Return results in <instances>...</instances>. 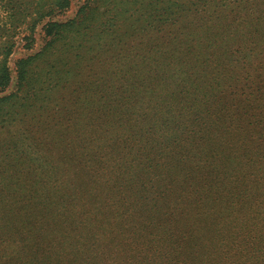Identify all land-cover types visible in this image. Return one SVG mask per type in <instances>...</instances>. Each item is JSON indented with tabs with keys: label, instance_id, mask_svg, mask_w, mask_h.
Returning <instances> with one entry per match:
<instances>
[{
	"label": "rangeland",
	"instance_id": "obj_1",
	"mask_svg": "<svg viewBox=\"0 0 264 264\" xmlns=\"http://www.w3.org/2000/svg\"><path fill=\"white\" fill-rule=\"evenodd\" d=\"M247 7L246 2L240 5L229 21V40L223 38L224 32L210 30L211 38L206 37L204 43L212 47L206 57L190 58L197 60L193 77L190 72L185 74L181 92H197L181 111H176L177 101L172 100L158 126L163 139L146 136L147 144H139L143 139L136 134L145 129L142 125L131 128L129 114L122 118L128 127L127 142L119 139L128 152L120 146L115 147V154H104L107 146L97 152L99 145L113 144L110 135L109 141L95 139L85 148L79 138L86 132L79 128L80 132L69 135L66 131L70 96L82 101L88 81L112 80L103 70L110 63L108 57L118 60L121 56L111 51L97 55L84 49L82 62L73 69L76 77L67 87L48 92L43 108L23 111L26 116H21L19 104H6L2 114L12 117L5 128L0 125V264H166L163 256L179 252L162 242L171 234L185 235L192 249L177 264H199L210 261L203 249L209 244L205 234L210 222L212 232L214 225L219 227L216 244L226 243L224 249L231 250L227 263L222 264H258L259 235H264V157L258 153L264 150L260 148L264 134H258V120L264 122V6L258 0L254 8ZM41 45L40 40L31 51L20 45L11 55L14 81L10 90L15 85L16 61ZM136 51L127 50L128 57ZM88 57L106 58L99 64ZM226 90L230 96L221 98ZM236 97L239 101L235 103ZM89 100L95 106L100 96ZM177 114L183 118L177 119ZM172 152L177 153V162L191 156L199 166L177 170L172 176L162 197L173 205H162L164 212L158 216L152 203L158 184L140 178L145 175L141 163ZM218 165H225L220 168L225 174ZM204 172L210 173V200L203 194L195 202V191L199 194V186H207ZM229 174L242 179L237 190L234 183L227 185ZM73 198L82 204V222L68 214L56 220L53 207H66ZM71 221L77 227L72 229ZM56 228L67 236L55 239L52 232ZM241 237L243 250L239 249Z\"/></svg>",
	"mask_w": 264,
	"mask_h": 264
},
{
	"label": "trees",
	"instance_id": "obj_2",
	"mask_svg": "<svg viewBox=\"0 0 264 264\" xmlns=\"http://www.w3.org/2000/svg\"><path fill=\"white\" fill-rule=\"evenodd\" d=\"M260 1L264 6V0ZM244 2L251 8L258 5V0H0L1 127L5 128L12 117V114H2L7 108L6 104L13 103L16 107L19 104L22 111L18 114L26 116L22 115L23 111L44 107L48 92L70 85L72 78L76 77L73 69L82 62L84 49H88L97 55L111 51L121 57L118 60L116 57H108L110 63L103 73L113 76L112 80L104 79L99 84L96 80L88 81L82 101L76 95L70 96L67 108L71 118L66 127L69 135L75 130L79 131V128L82 133L86 132L84 138H79V142L84 141L86 144L85 148L92 146L95 139L109 141L113 137V144L103 143L99 145L100 151L97 152L100 153L105 146L108 151L104 154H115V147L119 146L124 152H128L123 143H119V139L127 142V125L122 118L129 114L132 118L131 128L137 130L142 125V130L145 129L136 134L143 139L139 144H147L146 136L150 139H163L165 135L159 131L158 126L166 115V109L170 110L172 100L177 101L176 111H181L190 97L197 92L195 89L194 93L181 92V82L185 74L190 72V77H193V64L197 60L194 62L190 58L206 57L208 49L212 47L211 43H204L206 37L211 38L210 30L215 31L216 28L224 32L223 38L229 40V21L233 20L231 18ZM236 24L241 26L243 22L237 21ZM40 40L42 45L37 51L16 61L15 85L10 90L14 81L9 63L11 55L20 45L26 51L34 50ZM136 48V54L128 57L127 50L133 52ZM104 58L106 57H88L90 61L99 64ZM65 76L68 79L64 81ZM230 93L226 90L221 98L230 96ZM94 95H99L100 100L93 104L95 106H91L89 99ZM238 101L236 97L234 102ZM181 116L177 114V119L183 118ZM180 125L184 126V122ZM4 133L14 143L7 130L4 129ZM260 133L264 134V122L261 119L258 120V134ZM263 144L264 142L260 144V148L264 149ZM138 150L139 147L136 152ZM169 153L162 157L157 154L155 158L141 163L145 175L144 178L139 177L158 184L159 191L154 193L157 197H153L156 199L152 202L158 216L164 212L161 211L162 205L166 208L173 205V201L162 197L167 185H171L169 181L173 180L172 176L177 170L199 166L191 156L182 157L181 162H177V153ZM258 153L260 158L264 157V150ZM172 161L176 168H173ZM203 162V166L207 167V160L204 159ZM223 166L225 165H218L217 169ZM220 171L226 173L222 169ZM204 175L207 186L200 185L199 194L195 191L199 196L195 202H199L203 194H207V200H210V173L204 172ZM241 181L237 175L232 178L229 174L226 182L227 185L234 183L237 190ZM227 185L223 187L224 190ZM123 204H126V200ZM65 205L66 207H53L56 220L59 215L68 214L82 222V204L75 203L73 198ZM70 225L72 229L77 227L72 221ZM54 226L57 227L55 223ZM212 228L210 222L205 234L209 244H204L203 249L208 253V260L213 262L200 261L199 264L227 263L228 252L231 250L224 249L226 243L216 244L219 239L216 229L219 227L214 225L216 229L213 232ZM52 234L55 239H58L57 235L67 236L57 228L53 229ZM184 236L176 237L171 234L169 239L162 241L168 244L167 249H179L178 255L163 256L164 263L177 264L183 254L192 253L191 245ZM236 236L240 237L238 234ZM242 240L241 237V250ZM258 264H264V235H259Z\"/></svg>",
	"mask_w": 264,
	"mask_h": 264
}]
</instances>
